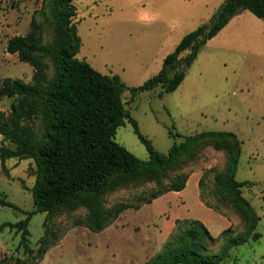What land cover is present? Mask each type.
Returning a JSON list of instances; mask_svg holds the SVG:
<instances>
[{
	"label": "rangeland",
	"instance_id": "obj_1",
	"mask_svg": "<svg viewBox=\"0 0 264 264\" xmlns=\"http://www.w3.org/2000/svg\"><path fill=\"white\" fill-rule=\"evenodd\" d=\"M219 1H72L77 15L70 25L82 43L76 58L85 59L102 74L122 79L127 86L125 108L154 148L169 155L173 146L185 143L186 138L204 136L164 180L168 184L178 175H187L188 184L182 192H169L139 210L128 209L100 233L75 227L76 221L89 215L82 204L54 215L35 213L29 223V246L37 253L46 229L55 232L57 243L37 264H142L161 251L177 219L199 220L212 236H220L208 247L210 254L220 251L224 232L232 236L245 233L248 219L216 182L217 173L227 167L230 140L205 136L210 132L234 133L242 142L236 179L248 182L241 189L242 196L261 218L255 231L261 235L259 240L233 247L222 264H264V20L249 11L239 12L201 49L175 92L163 97L162 88L136 97L130 92L159 73L164 59L187 34L210 21V12L222 5ZM44 2L0 0V85L6 78L32 83L33 67L7 53L6 47L12 37L31 31L34 16L43 44L60 39L56 25L46 21L53 14ZM48 62L51 79L54 66ZM16 103L17 98L0 99V110L9 113ZM28 126L39 138L45 132L42 117L29 121ZM116 141L140 160H149L132 124L127 122L118 129ZM2 144L13 148L0 136ZM36 170L32 159L0 160V197L20 209L0 202V225L19 223L36 211L32 192ZM154 187L150 182L120 187L106 195L107 207L137 204ZM21 239L16 229L1 232L0 259L33 261L35 256L25 253Z\"/></svg>",
	"mask_w": 264,
	"mask_h": 264
},
{
	"label": "trees",
	"instance_id": "obj_2",
	"mask_svg": "<svg viewBox=\"0 0 264 264\" xmlns=\"http://www.w3.org/2000/svg\"><path fill=\"white\" fill-rule=\"evenodd\" d=\"M73 0H45L60 39L53 44H43L36 30L39 27L34 16L31 31L27 35L8 40L7 53L16 55L21 62L34 69L32 83L23 79L6 78L0 85V99L17 98L9 113L0 110V136L13 148L2 144L0 160L32 159L37 165L36 181L32 189L36 211L16 224L0 225L16 229L21 234V247L25 253L35 256L31 262L0 264H37L52 246L57 245L50 229L37 253L29 246V223L35 213L54 215L62 210H73L77 205L87 207L86 220H78L75 227H85L100 233L110 226L124 211L139 210L169 192H182L189 177L178 175L168 184L167 174L198 145L201 137H188L186 142L174 145L169 155L157 151L139 128L138 122L125 108L123 95L127 86L118 75H105L97 71L85 59L76 58L82 46L80 36L72 20L77 11ZM241 11H249L264 20V0H225L224 4L196 30L187 34L174 52L163 62L162 69L143 85L130 89L132 97L141 92L162 88L161 97L175 92L186 78L187 70L197 60L201 49L215 38ZM186 56L181 57L183 54ZM54 66V76L49 79V62ZM42 117L45 132L39 138L28 122ZM132 124L134 133L149 153V160L137 158L116 141L117 131L126 123ZM205 136L227 138L229 160L226 169L216 175L217 185L248 219L245 233L232 236L224 232L220 251L210 254L208 247L219 239L205 224L195 219H177L167 241L149 261L142 264H222L233 247L252 240H259L256 233L261 220L249 201L241 193L248 182L237 181V171L242 154V142L234 133L210 132ZM138 182L154 183L155 187L139 198L137 204H117L109 209L106 195L120 187ZM4 207L17 206L0 197ZM47 224H45L46 227Z\"/></svg>",
	"mask_w": 264,
	"mask_h": 264
},
{
	"label": "crops",
	"instance_id": "obj_3",
	"mask_svg": "<svg viewBox=\"0 0 264 264\" xmlns=\"http://www.w3.org/2000/svg\"><path fill=\"white\" fill-rule=\"evenodd\" d=\"M219 2H220V4L223 5L224 2H225V0H220ZM222 5H220V6H222ZM218 8H219V7H218ZM218 8H217V9H218ZM217 9L215 8V11H216ZM215 11H213V12L215 13ZM213 12H210L211 15H210V17H208V21H209V20L211 19V17L213 16V14H214ZM198 180H199V176H197V180H196V181H198ZM187 184H188V183H187Z\"/></svg>",
	"mask_w": 264,
	"mask_h": 264
}]
</instances>
